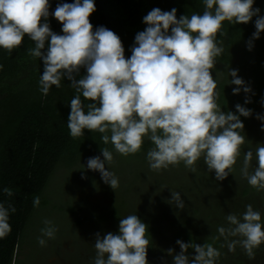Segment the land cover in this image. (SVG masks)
Here are the masks:
<instances>
[{
    "label": "clouds",
    "instance_id": "obj_1",
    "mask_svg": "<svg viewBox=\"0 0 264 264\" xmlns=\"http://www.w3.org/2000/svg\"><path fill=\"white\" fill-rule=\"evenodd\" d=\"M254 2L202 0V14L181 15L179 19L176 8H153L143 17L146 27L135 35L131 55L126 58L117 34L103 26L93 30L89 16L95 11L94 0L56 6L52 16L62 25V34L50 29L49 0H0V49L11 52L25 36L34 42L28 53L43 61L39 91L44 96L52 86L59 88L62 79L71 82L69 86L77 93L70 101L67 119L72 138L83 136L85 130L99 132L103 144H111L123 156L137 153L147 139L153 145L146 155L151 170L183 162L195 171L193 165L203 157L208 170L222 181L231 173L245 143L240 117H250L252 110L237 103L235 114L225 113L218 104L217 80L211 73L224 48L217 41V33L225 21L247 24L257 17L256 31L248 42L251 50L252 42L264 32V16L259 15V8H253ZM81 68L86 74L75 79ZM228 76L229 84L235 86L233 95L243 91L245 104L250 103L247 94L252 89L238 76V70L229 68ZM81 97L91 103L85 106ZM261 103L264 105V101ZM256 118L264 131V115ZM100 151L103 159L90 157L86 167L98 172L114 190L119 186L118 177L106 168L113 152L107 147ZM253 159L258 167L249 171ZM241 175L253 188L264 190V144L256 145L255 153H244ZM2 191L6 196L13 195L7 187ZM39 203V197H34L33 205ZM169 203L184 207L179 192H171ZM10 212L15 208L0 202V239L11 231ZM261 220V212L249 204L239 216L228 214V226L218 227L217 232L225 238L229 251L239 245L252 259L254 249L264 243ZM44 223L43 236L53 238L51 221ZM45 242L38 239L42 246ZM149 243L146 224L135 214L127 215L120 219L117 233L108 232L102 238L96 234L93 264H148ZM176 244L181 249L178 254L168 250L172 264H217L220 252L212 244L181 240ZM189 248L194 255H188Z\"/></svg>",
    "mask_w": 264,
    "mask_h": 264
},
{
    "label": "trees",
    "instance_id": "obj_2",
    "mask_svg": "<svg viewBox=\"0 0 264 264\" xmlns=\"http://www.w3.org/2000/svg\"><path fill=\"white\" fill-rule=\"evenodd\" d=\"M72 2L73 0H49L48 23L53 32L62 34V25L52 16V12L58 4ZM94 3L95 11L89 16L93 30L103 26L117 34L125 49L126 58L131 55L130 49L134 45L135 35L146 27L143 17L153 8L162 11L176 8L177 19L181 15L202 14L204 11L202 0H94ZM253 8H259V15L264 16V0H255ZM256 18L253 17L247 24H232L227 21L223 23V34L217 33V41L222 43L224 52L216 58L211 73L217 80L218 104L222 111H232L235 114L237 103L252 110L250 117H240L244 125L241 134L245 137L253 125L258 123L257 115L264 114V105L261 103L264 101V32L260 34L259 39L252 42L251 50L248 48V42L256 31ZM41 22H44L43 18ZM33 47L34 42L25 36L21 45L11 52L0 49V65L3 66L0 69V202L4 203L5 207L11 204L15 208V212H10L9 216L11 231L0 239V264H14L23 230L32 221L35 212L48 207V203L43 199L50 179L57 169L70 171L77 166L86 165L90 157L100 156L103 159L100 149L107 147L113 155L117 154L121 158L125 169L130 167L131 178L140 181L142 178L139 173L145 170L151 180L153 173L146 159L147 151L153 145L147 139L137 153L123 156L117 153L111 144H103L100 138L102 134L99 132L85 130L81 137L70 136L67 119L70 101L77 93L69 86L71 82L66 78L62 79L59 88L52 86L47 96L39 91V78L44 70L43 61L29 55L28 50ZM229 68L238 70V76L251 87L252 92L247 94L250 103L245 104L246 95L243 91L239 95H233L232 88L235 86L229 84ZM85 74V69L81 68L79 74H74V77L80 79ZM81 100L85 106L91 103L83 97ZM261 141L264 144L263 138ZM252 144L245 140L241 145L240 155L236 160L240 162V169L229 179L216 180L215 173L210 172L207 167L189 174L193 180L188 182L185 192L180 195L189 206L199 205L197 216L193 214L187 217V208L177 210L171 203L168 207L160 205L165 209L163 214L166 219L173 222V227L182 225L191 231L196 230L195 234L187 235L192 238L189 243L212 244L219 250L217 264L235 263L230 256L233 251L228 250L225 238L217 232L218 227L228 226L226 216L230 213L239 216L246 211V205L249 203L243 202L242 199L248 195L256 194L254 196L261 198V204L264 205V190L248 186L243 188L241 193V186L247 182L241 175L244 153L247 152L243 151L252 150L254 153L256 146ZM257 166L256 160L253 159L249 169ZM200 181V186L196 187V183ZM5 187L12 190V196L3 193L2 189ZM129 192L135 191L127 190L123 193V199L117 209L123 211L124 199ZM229 193L230 197L227 196ZM169 195L171 200V194ZM37 196L40 203L34 206L33 199ZM229 198L233 199L232 208H227L225 204ZM253 208L255 210L257 207L254 205ZM144 214L146 212L138 213L137 216L144 220L143 223L147 226L150 241L148 252L155 246V242L150 239L156 227L152 220L143 218ZM108 219L118 222L121 217ZM239 248L237 245L234 251ZM187 251L189 256L195 254L191 248Z\"/></svg>",
    "mask_w": 264,
    "mask_h": 264
},
{
    "label": "rangeland",
    "instance_id": "obj_3",
    "mask_svg": "<svg viewBox=\"0 0 264 264\" xmlns=\"http://www.w3.org/2000/svg\"><path fill=\"white\" fill-rule=\"evenodd\" d=\"M257 122L245 137V140L250 144L253 143L254 147L262 144L261 140L264 139L261 121L257 120ZM245 151L248 150L243 152ZM238 163L240 162L236 161L231 173L226 177L227 179L239 171L240 164ZM123 164L121 158L115 154L112 162L106 165V168L108 167L119 180V186L114 190L101 180L98 172L88 170L86 165H83V171L82 165L70 171L62 168L57 169L50 179L43 199L48 203V207L44 210L37 209L32 221L23 230V237L17 247L14 264H93L96 256L94 248L96 234L99 233L102 238L108 232H118L119 221L114 222L108 218L121 217L122 219L130 214L137 215L144 212L146 214L142 215L143 218L152 220L156 227L153 237L150 239L155 242V246L147 252L148 264H172V255H169L168 250L171 249L173 254H178L181 249L176 241L181 240L184 243H189L188 241H191L192 238L187 235L195 234L196 230L191 231L187 226L182 227V225L173 227V222L166 219L163 214L165 209L160 205L168 207L171 192H185L188 182L193 180L189 174L197 173L207 167L203 157L193 165L195 171L187 169L182 166L183 162H180L167 169L153 170L151 180L146 175V171L141 170L140 173L138 172L142 178L140 181L131 178L129 176L130 167L125 169ZM252 170L253 168L249 169V171ZM199 183L201 181L196 183V187L200 186ZM248 186L250 185L247 182L243 184L241 193L243 188ZM127 190L135 192H129L126 195L122 211L117 207L123 199V193ZM254 195L256 194L248 195L242 201L257 207L255 210L261 212V222L264 224V205L261 204V198ZM227 196L230 197V193ZM232 203L233 199L229 198L225 203L226 207L232 208ZM186 208L187 217L193 214L197 216L199 205L189 206L188 203H184L182 209ZM176 209L178 210L177 207ZM225 211L227 212V209ZM202 214L203 212H201ZM46 220L51 221V226L55 228L53 238L45 237L42 234L41 230L46 227L44 223ZM140 220L144 222L141 218ZM40 238L46 241L43 246L38 243ZM231 239L229 237V240ZM240 249L243 248L240 247L230 255L231 259L235 261L234 264H242V262L243 264H264V243L256 248L252 259H249L248 256L246 258L245 250ZM40 254L44 255L43 260H41Z\"/></svg>",
    "mask_w": 264,
    "mask_h": 264
},
{
    "label": "flooded vegetation",
    "instance_id": "obj_4",
    "mask_svg": "<svg viewBox=\"0 0 264 264\" xmlns=\"http://www.w3.org/2000/svg\"><path fill=\"white\" fill-rule=\"evenodd\" d=\"M40 257H42V259H41V260H43V258H44V255H41V254H40Z\"/></svg>",
    "mask_w": 264,
    "mask_h": 264
}]
</instances>
